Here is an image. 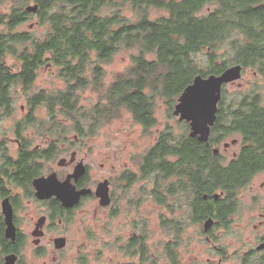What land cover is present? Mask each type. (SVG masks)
Masks as SVG:
<instances>
[{"label": "trees", "instance_id": "16d2710c", "mask_svg": "<svg viewBox=\"0 0 264 264\" xmlns=\"http://www.w3.org/2000/svg\"><path fill=\"white\" fill-rule=\"evenodd\" d=\"M27 1L0 0V117L12 115V89L20 87L27 113L17 122L22 131L33 124L37 132L21 136L24 151L18 168L24 184L43 174L64 153L62 146L68 141L70 149L74 144L70 135L81 142L123 111L145 131L153 128L158 106L163 102L171 114L178 96L197 74H218L239 63L243 70L264 76V0H34L43 36L19 30L33 15L25 11ZM205 6L210 7L202 12ZM125 9L133 15H125ZM152 10L161 14L152 17ZM121 49L134 51L131 62L106 83L103 66ZM45 66L57 71L64 88L29 94ZM224 87L209 142L190 137L186 122L179 123L184 127L179 134L166 124L157 130L137 170L118 177L125 181L122 193L130 184L146 180L151 184L148 197L158 204L189 202L192 223L207 216L223 219L222 204L238 201L240 191L264 170L262 96L251 89L226 101ZM86 88L98 94L87 107L80 103L79 93ZM40 107L45 117L35 115ZM233 134L239 136L241 148L225 161L213 146ZM36 139L40 144L32 147ZM217 192L222 195L213 200ZM176 221L166 220L174 243L181 231ZM169 246L168 259L176 264V247ZM136 247L144 253L142 237H132L123 250Z\"/></svg>", "mask_w": 264, "mask_h": 264}, {"label": "rangeland", "instance_id": "374dc122", "mask_svg": "<svg viewBox=\"0 0 264 264\" xmlns=\"http://www.w3.org/2000/svg\"><path fill=\"white\" fill-rule=\"evenodd\" d=\"M34 0H28L27 5L34 4ZM26 5V6H27ZM205 6L202 12L207 10ZM125 15H133L132 12L124 10ZM161 11L152 10L151 15L155 17L160 15ZM1 28V27H0ZM19 30H26L36 36H43L45 28L38 24L35 14L19 26ZM134 51L121 49L112 61L103 66L104 81L110 82L116 73L124 70L131 62V55ZM12 63V60H10ZM52 66L40 68L37 79L29 94L45 90L54 92L64 88V83L58 77L57 71ZM225 99L230 100L239 93H245L251 89L257 91L262 96L264 103V76L257 72L246 69L242 71V76L235 82L225 85ZM80 103L89 106L97 98V92L86 88L80 91ZM13 113L9 118L0 117V137L7 135L13 137L9 128L13 123L20 120L26 113V95L20 87L12 89ZM158 123L149 130H144L133 121L131 114L123 111L120 118L108 123L99 124L98 129L91 136L84 137L78 142L77 136H73L70 141L74 144L70 146L68 152L63 153L55 161L50 163V167L55 169L60 175H65L72 171L73 165L68 167H59L58 161L63 157L69 160L70 153L75 152V160H82L89 166L91 179H99L104 176L115 175L125 167L130 170H137L138 163L142 155L155 142L157 130L163 129L166 124L171 127L173 132L179 134L183 131L182 127L172 113L168 114L166 105L162 102L157 108ZM38 117H45L46 111L43 107L35 111ZM37 126V123H35ZM181 126V128H180ZM31 124V129L24 130L25 135H36ZM189 130V128H188ZM5 131V132H4ZM42 141V138L40 137ZM238 142L239 136L233 134L214 145L218 148L220 154L229 159L232 152L237 150L238 145L231 141ZM34 145L40 144L36 139ZM225 143H230L224 147ZM9 144V143H8ZM11 153H14L15 144L10 143ZM69 146V141L66 144ZM228 148V149H227ZM63 149V148H62ZM48 165V168H49ZM47 170V169H46ZM125 171V170H124ZM125 183V182H123ZM148 183V184H147ZM151 184L149 181H137L127 187L122 193L121 185L117 192L113 189V198L109 206H101L98 199L90 198L82 201L77 207L73 208L70 218L66 221L64 233L67 238L66 246L62 255L48 252L45 256H34L27 251L24 260L27 264H170L168 259L169 245L176 247V264H206L207 261H216L217 254L213 253V245L207 241L203 234H200V221L193 219V223L188 219L189 202L176 200L167 205L158 204L148 197ZM253 201H257L253 205ZM23 205L18 211V217L22 226L30 228L32 225L31 216L36 218L44 213L45 207L38 201L27 203L22 199ZM238 211L232 221V229L229 232L225 230H213V241L219 247L233 252L236 249L246 248L244 241H252L258 234V174L254 176L251 183L243 188L239 194ZM253 205V208H250ZM173 207V212L169 211ZM115 211L114 216H110ZM176 218L182 231L179 233L178 242L174 241L175 234L172 228H168L166 220ZM181 223V224H180ZM143 228L144 233L141 228ZM132 237H142L144 247L142 253L138 247L129 252L123 250L125 244ZM177 241V240H176ZM30 237L27 238V248L31 247ZM141 256L143 259H141ZM229 263H234L233 258Z\"/></svg>", "mask_w": 264, "mask_h": 264}, {"label": "flooded vegetation", "instance_id": "af4514ba", "mask_svg": "<svg viewBox=\"0 0 264 264\" xmlns=\"http://www.w3.org/2000/svg\"><path fill=\"white\" fill-rule=\"evenodd\" d=\"M30 13L35 14L36 11ZM9 129L10 131H7V133H11L13 137H8L7 135H3L2 137H0V264L4 262V257L7 254H14L16 256V264H27V261L24 260V257L27 254L28 250L29 253L38 257L45 256L47 254V251L62 255L67 243V238L64 233V231H66L64 229L66 226V221H64L63 219L68 217L71 213V210L77 207L82 201L90 198L98 199L94 191L100 182H107L109 196L112 200L113 189L117 192L118 187L125 184L123 183L125 182L123 178L118 181V177H121L125 172L130 171V167H125L115 175H111L108 177L104 176L99 179H91L89 177L90 168L89 166L84 164L86 168L85 173L76 181H72V183L75 185L77 190L91 189V192L86 194L85 196H82L80 198V202L76 206H74L73 208H68L65 207L56 197H50L46 199H40L36 197V190L33 186L32 181L36 177L47 176L52 172L56 173L59 181H63L65 180L66 176L73 171L75 165H73L72 171L67 172L65 175H60L49 165V168L45 170L43 174L32 178L29 183L24 184L21 179V172L18 168V163L22 155L21 152L24 151V148L22 147L21 136L22 134H25L21 130V122L13 123L12 127ZM8 143L15 144L14 153H11V145L9 146ZM235 144L238 145L237 150L233 151L230 158H227L225 161L230 160L232 157H235L239 153V150L241 148L240 140H238V142H236ZM62 148L64 154L65 152H68V150L66 149V145H63ZM218 153H220V150L216 154ZM78 161L82 160H75L74 162L76 163ZM74 162H70L69 160H67L63 164L57 165L59 167H68V165H71ZM217 193H219V197L222 195V193L220 192ZM23 198L26 199L27 203L29 204L31 203V200L33 202L38 201L45 207L44 213H41V215H39L37 218L35 216H31L32 225L30 228L22 226L20 218L18 217V211L23 205ZM4 199H8L12 207L14 238L6 236L7 223L5 215L2 211V201ZM204 199H207L206 201L210 200V198L206 195L204 196ZM213 200L215 199L213 198ZM213 200H210L209 204L216 207L217 204ZM253 202L254 205L257 201ZM52 204H55L56 207H58V213L55 214ZM253 205L250 208H253ZM222 206L225 214L221 221H218L211 216H207V218L210 217L213 220V224L208 228L207 231L204 230V222L207 218L199 222V224H202L200 226V234H203L204 238L207 241L211 242V244L213 245L212 251L218 256V259L216 261H207L206 264H231L229 262L232 258L234 261V263L232 264H264V170L258 172V225H255V228L258 227V234L252 241L243 240V245L246 244V248L236 249L233 252H230L227 249H223V247H219L217 244H215L216 240L213 241L214 237H212V235H214L213 230L215 229H221L225 230V232L232 233L230 232L232 229L231 224L234 220V215L238 211V207L240 206L239 196L238 201L225 202L222 204ZM41 217H43L44 220L42 221V223H38V220ZM28 237H30V243H32L31 247L29 248H27ZM56 238L65 239V246L62 248H56L54 243Z\"/></svg>", "mask_w": 264, "mask_h": 264}, {"label": "water", "instance_id": "95a60500", "mask_svg": "<svg viewBox=\"0 0 264 264\" xmlns=\"http://www.w3.org/2000/svg\"><path fill=\"white\" fill-rule=\"evenodd\" d=\"M38 9L37 4H29L25 7L27 12H35ZM243 66L239 63L228 65L218 74H209L202 76L197 74L192 81L183 89L173 106L172 114L177 116L179 122L188 124V135L192 138H197L201 142L208 143L211 134V128L217 120L218 103L222 98V88L224 85L235 82L242 76ZM236 140H232L234 144ZM230 143H225L224 147H228ZM219 151L214 149V153ZM76 153L73 151L70 154L69 161L74 162ZM66 158L58 161V164L66 162ZM86 171L82 161H78L74 166L73 171L69 173L65 180L59 181L55 172L47 176H39L33 179L32 183L35 187V195L40 199L56 197L65 207L73 208L80 202V198L91 192V189L77 190L72 181H76ZM101 206L110 204L108 184L106 181L100 182L94 191ZM219 194H214L216 200ZM2 211L5 215L7 228L6 236L14 238V226L12 224V207L8 199L2 201ZM44 220L41 217L38 223ZM213 224L212 218H207L204 222V230ZM56 248L65 246V239L56 238ZM16 256L7 254L4 257L2 264H16Z\"/></svg>", "mask_w": 264, "mask_h": 264}, {"label": "bare ground", "instance_id": "6f19581e", "mask_svg": "<svg viewBox=\"0 0 264 264\" xmlns=\"http://www.w3.org/2000/svg\"><path fill=\"white\" fill-rule=\"evenodd\" d=\"M84 164V163H83ZM85 166V165H84ZM215 194H219V193H215ZM214 195V194H213Z\"/></svg>", "mask_w": 264, "mask_h": 264}]
</instances>
